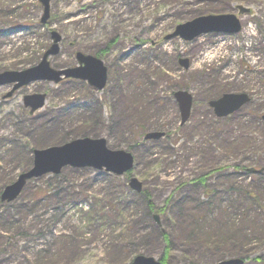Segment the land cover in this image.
<instances>
[{
  "label": "rangeland",
  "instance_id": "rangeland-1",
  "mask_svg": "<svg viewBox=\"0 0 264 264\" xmlns=\"http://www.w3.org/2000/svg\"><path fill=\"white\" fill-rule=\"evenodd\" d=\"M50 6L44 26L39 0H0V73L34 67L57 31L62 41L52 67L77 65V52L96 55L108 83L98 91L79 80L38 81L6 99L10 87H0V189L27 169L24 151L63 140L104 138L138 162L125 176L67 167L29 182L17 200L0 204V264H131L139 254L159 260L167 246L144 200L128 187L131 176L156 209L172 195H189L205 202L210 224L264 220V0H50ZM225 13L238 15L240 33L164 40L179 24ZM181 89L194 97L184 126L174 99ZM37 93L47 95L46 104L29 115L24 96ZM224 93H246L250 102L217 118L208 102ZM154 131L166 136L146 144L145 134ZM201 179L204 186L190 184ZM192 213L190 207L184 215ZM173 217L171 208L161 215L163 230L178 240L169 264H215L219 251L191 247L179 228L165 227ZM263 242L251 241L245 264H264Z\"/></svg>",
  "mask_w": 264,
  "mask_h": 264
},
{
  "label": "water",
  "instance_id": "water-1",
  "mask_svg": "<svg viewBox=\"0 0 264 264\" xmlns=\"http://www.w3.org/2000/svg\"><path fill=\"white\" fill-rule=\"evenodd\" d=\"M44 12L41 18L43 25L47 24L50 18V0H39ZM241 13L249 12V9L239 7ZM242 24L236 14H219L198 17L192 21L178 25L174 32L164 39L171 40L180 38L184 41H193L197 37L209 33L237 34L241 31ZM52 45L43 55L41 61L34 67L21 71H4L0 73V87L11 86L10 91L4 98H11L16 91L38 81H46L52 84H59L63 79H76L87 82L91 87L102 91L108 79L107 67L104 62L96 56L78 52L76 61L78 65L66 69H54L49 58L60 52L61 35L57 31L51 32ZM179 63L185 69H189L188 59H180ZM174 98L178 103L181 126L185 125L191 115L193 96L186 90L175 92ZM250 97L245 93H225L218 99L209 102L218 118L227 117L249 103ZM24 106L33 115L42 109L46 103V94L26 95L23 99ZM264 119V116H263ZM165 136L164 132H149L145 135L146 141H157ZM66 167L74 169L93 168L117 176H123L134 167V156L125 150H112L108 147L104 138H80L59 146H51L44 149H37L33 153L32 167L20 173L17 179L7 185L0 200L3 203L15 201L22 193L27 183L33 179L41 178L48 174L59 175ZM260 172V171H259ZM129 187L138 193L142 191L143 184L136 177H131ZM157 224L161 227L160 216L153 215ZM242 259H226L217 264H243ZM132 264H162L153 257L144 255L136 256ZM194 264V263H185Z\"/></svg>",
  "mask_w": 264,
  "mask_h": 264
},
{
  "label": "trees",
  "instance_id": "trees-1",
  "mask_svg": "<svg viewBox=\"0 0 264 264\" xmlns=\"http://www.w3.org/2000/svg\"><path fill=\"white\" fill-rule=\"evenodd\" d=\"M63 142L64 140L50 144L48 146L61 145L63 144ZM155 142L158 141H145L146 144L155 143ZM48 146L45 145L35 146V148L23 152L22 156L20 157H23V155H25L28 158L29 165H27V169H29L32 165L33 151L35 149L45 148ZM137 162L138 159L135 157V164ZM205 183L206 180L201 179L200 181L196 180L194 182H191L190 184L199 187V186H204ZM6 185L8 184H5V186ZM3 188L0 189V193L2 192ZM136 195L144 200V202L142 203H144L148 209V217H151L154 212H157L158 214H160V216L165 215L168 208H171L172 211H175V217L172 218V220L175 221V223L169 222L165 219L163 223L165 227L167 224V226L173 229L179 228V231L183 232V240L191 247L193 246V247L201 248V246L202 247L207 246V247H212L216 251H219L221 254V257L218 259L219 261L223 260L225 257H229V258H240L244 260L246 263L250 258L249 256L251 253V241L252 240L258 241V239H264V220L261 221L260 219L258 220L255 219L254 221H256V224H254L252 221L249 222L248 218H245L240 223L228 221L222 223L218 222V224H214V223L210 224V222H208L210 213L207 210L208 207L206 206L205 202L198 203L197 201L193 200L192 197L189 195L181 196V197H175L174 195H172L167 199L162 209H156L154 207V204L151 201L152 196L147 190H142L140 194L137 193ZM0 204L2 203L0 202ZM190 207H191V212L193 213L190 214L188 217H185L184 212ZM200 213H202L203 216L199 217ZM182 219H186L188 222L183 223L180 228ZM191 219L192 221H190ZM154 230L156 236L162 239L167 246L166 248L167 254L164 253L165 255H163L159 260L161 261L162 264H169L167 257L170 250L169 248L172 247L174 242L176 241L178 242V240L171 235L168 229L167 230L165 229V231L162 232L161 228H159L156 225V223L154 226ZM183 263L198 264L200 262L195 259H185L180 262L179 261L175 262V264H183ZM36 264H41L40 260ZM43 264H45L44 261Z\"/></svg>",
  "mask_w": 264,
  "mask_h": 264
},
{
  "label": "flooded vegetation",
  "instance_id": "flooded-vegetation-1",
  "mask_svg": "<svg viewBox=\"0 0 264 264\" xmlns=\"http://www.w3.org/2000/svg\"><path fill=\"white\" fill-rule=\"evenodd\" d=\"M134 1V0H133Z\"/></svg>",
  "mask_w": 264,
  "mask_h": 264
}]
</instances>
